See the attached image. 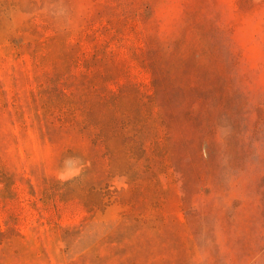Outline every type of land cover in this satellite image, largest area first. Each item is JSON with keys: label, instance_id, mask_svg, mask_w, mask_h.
I'll return each mask as SVG.
<instances>
[{"label": "rangeland", "instance_id": "374dc122", "mask_svg": "<svg viewBox=\"0 0 264 264\" xmlns=\"http://www.w3.org/2000/svg\"><path fill=\"white\" fill-rule=\"evenodd\" d=\"M0 264H264V0H0Z\"/></svg>", "mask_w": 264, "mask_h": 264}]
</instances>
